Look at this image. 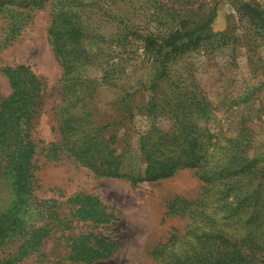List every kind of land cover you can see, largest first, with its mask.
Returning a JSON list of instances; mask_svg holds the SVG:
<instances>
[{
    "label": "trees",
    "instance_id": "trees-1",
    "mask_svg": "<svg viewBox=\"0 0 264 264\" xmlns=\"http://www.w3.org/2000/svg\"><path fill=\"white\" fill-rule=\"evenodd\" d=\"M217 6L215 0H0L1 49L16 41L35 13L49 8L47 41L60 75L58 141L41 148L47 162L64 158L95 178L124 179L132 187L182 170L199 181L196 198L176 196L166 204L165 216L185 224L152 250L155 264H264V155L254 154V123L246 106L255 88L231 100V106L247 109L233 128L213 132L218 106L188 65L224 41L240 44L230 31L212 33ZM237 14L252 34L250 42L261 38L264 10L241 3ZM151 65L155 73L148 84L131 83L130 69ZM1 73L11 91L0 99V180L10 189L0 211V245L40 213L29 202L36 148L30 127L43 91V81L28 66ZM103 91H113L106 111L98 108ZM139 119L147 125L132 157ZM160 120L170 123L167 130L157 125ZM75 243L72 258L80 264H93L101 255L88 238Z\"/></svg>",
    "mask_w": 264,
    "mask_h": 264
},
{
    "label": "rangeland",
    "instance_id": "rangeland-1",
    "mask_svg": "<svg viewBox=\"0 0 264 264\" xmlns=\"http://www.w3.org/2000/svg\"><path fill=\"white\" fill-rule=\"evenodd\" d=\"M215 1L218 6L212 33L220 35L230 31L240 44L224 41L219 50L196 56L188 65L210 103L218 106L216 121L210 125L212 131L231 130L236 119L247 111V106L254 123V154L262 157L264 34L250 42L252 34L239 18L237 8L241 3H256L264 10V0ZM48 26L49 8H45L35 13L30 25L11 46L0 48V99L11 91L8 79L1 73L4 67L28 66L43 81L42 104L30 127V138L36 148L31 160L29 202L40 213L34 212L22 234L0 245V264H80L72 255L78 249L75 241L82 238H88L90 246L98 247L101 252L93 264H155L152 250L173 230H181L185 224L181 219L165 216L166 204L176 196L189 200L196 198L200 183L192 171L182 170L171 178L132 187L124 179L95 178L86 169L76 167L64 158L56 163L45 160L41 148L58 141L55 110L59 103L60 75L47 41ZM1 29L0 21V32ZM130 71L133 73L131 83L140 80L148 84L155 67L130 69L129 74ZM251 88H255L252 104L244 108L231 106L233 98ZM112 95L113 91H103L98 96L101 111L107 110ZM221 101L222 108L219 106ZM146 125L142 119L136 123L130 141L132 157L137 155L136 140ZM157 125L167 130L170 123L160 120ZM9 199V183L0 180V211ZM75 200L81 201L80 204ZM98 208L100 215L96 214ZM37 236L40 240L35 244ZM95 239L102 244H96Z\"/></svg>",
    "mask_w": 264,
    "mask_h": 264
}]
</instances>
